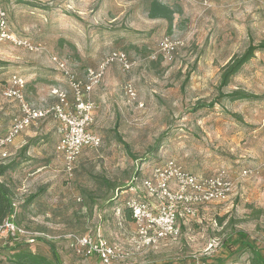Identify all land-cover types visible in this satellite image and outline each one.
Listing matches in <instances>:
<instances>
[{
	"label": "rangeland",
	"instance_id": "obj_1",
	"mask_svg": "<svg viewBox=\"0 0 264 264\" xmlns=\"http://www.w3.org/2000/svg\"><path fill=\"white\" fill-rule=\"evenodd\" d=\"M0 1L15 32L45 48L34 54L0 44V136L19 113L3 97L11 75L24 76L27 99L43 106L52 86L67 88L52 56L79 78L115 52L132 64L128 72L112 65L96 87L94 132L103 144L86 149L73 173L56 151L51 119L9 147L15 168L3 180L16 193L10 221L21 232L0 234V264L22 248L56 264H96L76 255L68 236L100 230L134 254L131 264H251L252 250L264 257V50L221 88L228 63L264 41V0H157L175 10L171 27L149 19L154 0ZM164 37L183 45L166 57ZM128 83L136 100L126 95ZM234 92L251 98L231 101ZM168 160L194 174L224 170L236 192L181 222L179 237L137 249L134 223L118 221L123 203L137 177Z\"/></svg>",
	"mask_w": 264,
	"mask_h": 264
},
{
	"label": "built area",
	"instance_id": "obj_2",
	"mask_svg": "<svg viewBox=\"0 0 264 264\" xmlns=\"http://www.w3.org/2000/svg\"><path fill=\"white\" fill-rule=\"evenodd\" d=\"M0 44H11L34 54H40L45 49L41 43L15 32L1 1ZM182 45L181 40L171 37H164L159 44L166 57ZM51 61L67 83V88H50L51 103L36 106L30 102L27 99L29 81L19 74L11 75L3 88V97L15 103L19 113L13 117L9 130L0 136V165L10 160L9 147L15 139L46 119L56 122L59 139L56 151L64 160L65 171L70 174L86 149H97L103 144V138L93 129L97 108L93 94L112 65L118 64L128 72L132 68L130 60L125 54L115 52L97 69L88 70L85 78L76 77L67 62L58 56H52ZM125 87L128 98L136 100L137 92L131 83ZM137 180L140 185H132L130 195L123 203L134 220L136 231L133 237L137 249H149L166 239L179 237L181 222L189 224L198 220L206 206L227 202L236 192V184L226 171L214 175L194 174L173 160L164 161L142 179L137 177L135 182ZM3 232L16 234L21 230L7 219L0 225V234ZM68 239L76 255L86 259L96 258L98 264H131L134 256L119 244H111L101 230L94 235L71 234Z\"/></svg>",
	"mask_w": 264,
	"mask_h": 264
},
{
	"label": "trees",
	"instance_id": "obj_3",
	"mask_svg": "<svg viewBox=\"0 0 264 264\" xmlns=\"http://www.w3.org/2000/svg\"><path fill=\"white\" fill-rule=\"evenodd\" d=\"M176 12L174 9L169 7L168 5L154 0L151 2V5L148 10L149 19L153 20H166L170 27L174 23V16ZM264 50V41L261 43L259 47H250L248 51L244 54V56L235 58L228 63L226 68L224 69L221 77V88H227L232 79L237 76L243 69L244 66L249 63L252 59L255 58V55L258 51ZM231 101H239L250 99L249 94L242 92H234L226 96ZM214 104H212L209 108H212ZM119 142L125 145L128 148L127 144L124 143L121 137H118ZM15 168L14 165L10 164H1L0 165V225L4 223L7 219H10L14 214V200L16 197V193L14 190L3 180L5 176L8 175L9 172L13 171ZM34 198V197H32ZM121 204H117L114 207V211L117 212L121 209ZM122 218H118L119 224L121 223H130L132 224L134 220L132 219L131 212L128 209H123ZM91 260L96 261V264L99 263V260L96 258H90ZM8 262L10 264H56L54 260H49L48 258L41 256L37 253H32L28 249H18L13 256L8 257ZM251 264H264V257L252 250V257L250 260Z\"/></svg>",
	"mask_w": 264,
	"mask_h": 264
},
{
	"label": "crops",
	"instance_id": "obj_4",
	"mask_svg": "<svg viewBox=\"0 0 264 264\" xmlns=\"http://www.w3.org/2000/svg\"><path fill=\"white\" fill-rule=\"evenodd\" d=\"M61 80H62V79H61ZM63 80H65V79L63 78ZM63 80H62L60 83H62ZM48 96L50 97V92L48 93ZM48 96H47V97H48ZM46 99H47V98H46ZM29 101H30V100H29ZM30 102H31V101H30ZM96 110H97V108H96ZM15 115H17V114H15ZM15 115H14V116H15ZM14 116H13V117H14ZM95 116H96V111H95V114H94V121H95ZM95 125H96V121H95L94 127H95ZM94 127H93V129H94ZM14 144H15V142H13V144H12L11 146H13ZM11 146H10V147H11Z\"/></svg>",
	"mask_w": 264,
	"mask_h": 264
}]
</instances>
